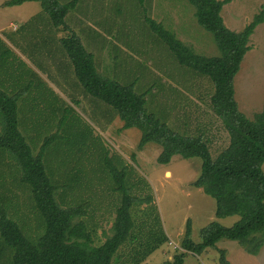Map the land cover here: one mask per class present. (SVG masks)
<instances>
[{"label": "rangeland", "instance_id": "obj_1", "mask_svg": "<svg viewBox=\"0 0 264 264\" xmlns=\"http://www.w3.org/2000/svg\"><path fill=\"white\" fill-rule=\"evenodd\" d=\"M6 1L0 0V91L11 96L20 93L16 94L19 131L33 155L46 145L43 159L47 157L52 177L60 182L58 174L76 176V188L62 196L63 206L87 204L82 219L95 226L97 244L111 235L119 202L109 168L125 167L127 183H139L132 195L150 193V219L168 241L140 264H163L183 252L188 220L194 243L200 242V230L209 223L230 227L238 220L237 216L216 218L214 199L191 187L200 172L199 158L174 157L169 165H160V146L148 143L138 149L140 131L123 130L114 110L84 90L60 46L47 43L46 15L35 18L41 12L38 2L6 7ZM56 1L65 5L71 0ZM263 7L264 0H231L221 16L228 29L238 32ZM194 11L187 0H79L65 23L93 55L102 77L133 85L136 94H145L147 112L181 135L201 134L215 157L229 136L210 103L212 83L181 66L145 21L149 17L160 23L197 55L218 56L212 35L197 24ZM50 33L56 39L69 35L61 27ZM248 45L233 88L239 110L252 120L264 103V22L256 27ZM1 126L0 117V133ZM5 178L0 190L7 213L34 235L38 223L28 190L15 177L6 174ZM115 181L121 178L117 175ZM146 206L143 203L138 210ZM138 210L133 209L137 224L142 217ZM216 249H224L231 264H264V245L251 256L228 240L218 241L216 248L201 256L187 253L183 264H219ZM127 250H119L112 264H128ZM2 259L0 264L6 262Z\"/></svg>", "mask_w": 264, "mask_h": 264}, {"label": "trees", "instance_id": "obj_2", "mask_svg": "<svg viewBox=\"0 0 264 264\" xmlns=\"http://www.w3.org/2000/svg\"><path fill=\"white\" fill-rule=\"evenodd\" d=\"M26 2L40 4L41 12L35 18L46 15L43 29L47 43L60 46L84 90L114 110L123 123V130L135 128L140 131L138 149L148 143L160 146L157 157L160 165H169L174 157L184 160L199 158L200 172L191 187L201 189L214 199L216 218L238 217L230 227L209 223L200 230L198 243L190 239L188 220L181 242L183 252L163 264H183L187 253L200 256L207 249L216 248L220 240L236 242L247 254L256 256L264 245V103L262 110L252 120L248 119L238 108L233 86L241 62L250 50V37L264 22V7L235 32L225 26L221 16L223 6L231 0H187L195 10L197 24L212 35L218 50L216 57L195 54L190 46L179 41L160 23L149 17L145 19L181 66L192 69L200 77H207L213 85L210 103L229 136L228 144L213 157L208 141L201 134L189 136L173 131L147 112L145 94H136L133 85H121L96 71L93 55L86 51L79 37L65 23L66 15L79 0H71L65 5L56 0H8L4 6ZM58 27L68 31L69 35L56 39L50 32ZM13 94L0 91V187L6 184V174L15 177L28 190L38 224L36 233L29 235L7 213L6 199L0 190V259H6L4 264H112L113 257L122 248L128 249L130 255L126 263L140 264L168 242L163 231L150 219L152 196L149 192L132 195L135 184L139 183H127V169L121 167L120 170L108 169L112 172L113 190L119 202L116 203L111 235L97 244L95 226L82 219L87 204L63 206L62 196L76 188V176L58 174L60 182L52 177L54 172L48 170L47 157L43 159L45 144L36 155L32 154L18 128L19 98L16 94L20 93ZM95 154L98 156L97 152ZM117 175L121 178L119 183L115 181ZM143 203L147 206L139 211ZM134 208L142 214L138 224ZM216 250L219 264H231L224 249Z\"/></svg>", "mask_w": 264, "mask_h": 264}, {"label": "crops", "instance_id": "obj_3", "mask_svg": "<svg viewBox=\"0 0 264 264\" xmlns=\"http://www.w3.org/2000/svg\"><path fill=\"white\" fill-rule=\"evenodd\" d=\"M26 3H30V2H26ZM0 4H1V3H0ZM23 4H24V3H23ZM1 5H2V4H1ZM194 12H195V11H194ZM9 26L11 27V26H12V23H10ZM11 28H12V30H15V29H13V27H11ZM2 29H3V27L0 26V30H2ZM200 256H201V255H200Z\"/></svg>", "mask_w": 264, "mask_h": 264}]
</instances>
